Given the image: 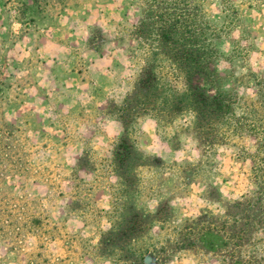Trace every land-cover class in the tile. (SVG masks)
I'll return each instance as SVG.
<instances>
[{
    "label": "rangeland",
    "instance_id": "rangeland-1",
    "mask_svg": "<svg viewBox=\"0 0 264 264\" xmlns=\"http://www.w3.org/2000/svg\"><path fill=\"white\" fill-rule=\"evenodd\" d=\"M262 76L264 0H0V264H264Z\"/></svg>",
    "mask_w": 264,
    "mask_h": 264
},
{
    "label": "trees",
    "instance_id": "trees-1",
    "mask_svg": "<svg viewBox=\"0 0 264 264\" xmlns=\"http://www.w3.org/2000/svg\"><path fill=\"white\" fill-rule=\"evenodd\" d=\"M194 73L198 74L199 73V68L195 67L194 68ZM256 82H254V86L257 87L256 90V99H260L261 101L263 100L264 103V76H262V78L255 80ZM192 96L194 97V103L196 104H201V108L196 106V114L198 115H203V117L205 116V118H212V120H220V119H224V117H226L227 115H229L230 111L232 110V108L235 105H238V102L241 101V97L237 98L235 93V90H233V96H231V93L225 92V93H220L217 94L215 96V98L213 99L212 102H207L201 95L200 92H194V91H190ZM198 96V97H197ZM197 98V99H196ZM244 112V111H242ZM210 120V119H209ZM212 120L210 122H212ZM210 125V123H209ZM262 127V126H261ZM250 128V127H249ZM251 135L255 136V138H260L261 141L264 140V129L259 128H250L249 129ZM262 148V147H260ZM262 150V149H261ZM255 168H254V173H255ZM255 176H257V174H255L253 177L254 179ZM258 177V176H257ZM262 191L264 188H262ZM205 237V236H204ZM221 240L219 239L218 243H221L222 246H224L226 244V242L223 240L222 242H220ZM202 243L205 245L208 244V248L214 250V245L216 244V242L211 241L210 243H208L207 240L202 241ZM220 245V244H219ZM222 246H219V248H221ZM233 264H242L241 262H234Z\"/></svg>",
    "mask_w": 264,
    "mask_h": 264
}]
</instances>
